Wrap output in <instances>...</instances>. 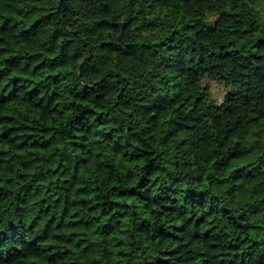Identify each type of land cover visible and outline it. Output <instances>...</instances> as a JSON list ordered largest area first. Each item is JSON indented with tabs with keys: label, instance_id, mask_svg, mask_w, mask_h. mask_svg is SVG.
Listing matches in <instances>:
<instances>
[{
	"label": "clouds",
	"instance_id": "1",
	"mask_svg": "<svg viewBox=\"0 0 264 264\" xmlns=\"http://www.w3.org/2000/svg\"><path fill=\"white\" fill-rule=\"evenodd\" d=\"M5 101L0 264H264V0H3Z\"/></svg>",
	"mask_w": 264,
	"mask_h": 264
},
{
	"label": "trees",
	"instance_id": "2",
	"mask_svg": "<svg viewBox=\"0 0 264 264\" xmlns=\"http://www.w3.org/2000/svg\"><path fill=\"white\" fill-rule=\"evenodd\" d=\"M0 3H3V0H0ZM8 18H9V19H18L16 13H12ZM21 79H24V80L29 79V76H28L27 74H22V75L13 76V77H12V80H13V87H16V86H17L14 82H15L16 80H21ZM9 95H10V93H9ZM9 103H10V102L5 101V102L3 103V107H0V120H3V121H5V122H7V123L9 124L10 127H14V125H11V124H10V121L14 118V116H13V112H12V111L9 109V107H8ZM16 109H17V111H19V112L24 111L23 106H21V105H19V104L16 105ZM19 143L23 144L22 141L19 142ZM30 143H31V142H30ZM23 151H24V148H23V147H18V148L16 149L17 154H22ZM39 151L42 152L43 149L41 148V149H39ZM81 187H82V186H81ZM81 196H82V198H87L86 194H84V193H81ZM74 222H75V221H74ZM9 223H11V222H9Z\"/></svg>",
	"mask_w": 264,
	"mask_h": 264
}]
</instances>
